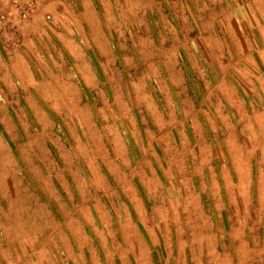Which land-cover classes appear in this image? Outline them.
<instances>
[{"label": "rangeland", "instance_id": "obj_1", "mask_svg": "<svg viewBox=\"0 0 264 264\" xmlns=\"http://www.w3.org/2000/svg\"><path fill=\"white\" fill-rule=\"evenodd\" d=\"M0 160V264H264V0H0Z\"/></svg>", "mask_w": 264, "mask_h": 264}, {"label": "crops", "instance_id": "obj_2", "mask_svg": "<svg viewBox=\"0 0 264 264\" xmlns=\"http://www.w3.org/2000/svg\"><path fill=\"white\" fill-rule=\"evenodd\" d=\"M23 77H25V80H27V78H26V74H24ZM27 82H28V81H26V83H27ZM27 84H28V83H27ZM1 162H2V160H0V172L2 173V172H4V171L6 170V168H7L8 166H6V163H5L4 166H1V165H2Z\"/></svg>", "mask_w": 264, "mask_h": 264}]
</instances>
